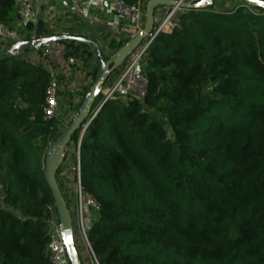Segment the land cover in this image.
<instances>
[{
    "label": "trees",
    "instance_id": "1",
    "mask_svg": "<svg viewBox=\"0 0 264 264\" xmlns=\"http://www.w3.org/2000/svg\"><path fill=\"white\" fill-rule=\"evenodd\" d=\"M240 2L178 12V26L146 54L144 100L118 94L81 140V130L73 134L83 191L98 204L88 236L100 264H264V8ZM16 20L14 0H0V24ZM20 33L53 37L42 21ZM130 39L100 53L107 59ZM75 40L56 36L65 58L101 60ZM35 47L0 60V264H52L57 209L45 161L71 121L66 109L44 119L51 73L38 47L40 60L29 57ZM100 68L77 104L60 92L73 116Z\"/></svg>",
    "mask_w": 264,
    "mask_h": 264
},
{
    "label": "crops",
    "instance_id": "2",
    "mask_svg": "<svg viewBox=\"0 0 264 264\" xmlns=\"http://www.w3.org/2000/svg\"><path fill=\"white\" fill-rule=\"evenodd\" d=\"M35 9L34 22L42 21L49 29L54 40L60 34L75 35L80 41H86L91 47H107L110 42L118 41L122 37H130L127 31L116 24V18L112 12L110 0H33ZM164 7L158 8V12ZM156 11V16H157ZM157 19V17H156ZM19 22L16 20L14 26L6 27L0 24V55L12 49L18 41L14 38L16 26ZM38 47V46H36ZM29 52V57L34 61L40 60L38 51ZM48 50L49 55L45 61L50 62L53 68L59 74L62 83V93H71L74 98L81 97L84 88L91 82V72L97 63V59L92 57L86 59L65 58L63 49L60 45L43 46L39 50ZM96 49V48H95ZM42 59V57H41ZM101 61V60H100ZM117 76L112 73L107 81L110 83ZM107 87V86H105ZM78 148L73 154H67L66 160L61 166L58 174V181L64 197L70 209L74 225L75 240L83 264H91V257L86 249L78 228V204L76 197V185L78 183L76 166V156ZM68 152V150H67ZM82 216L87 230L97 219V213L87 203L82 208Z\"/></svg>",
    "mask_w": 264,
    "mask_h": 264
},
{
    "label": "built area",
    "instance_id": "3",
    "mask_svg": "<svg viewBox=\"0 0 264 264\" xmlns=\"http://www.w3.org/2000/svg\"><path fill=\"white\" fill-rule=\"evenodd\" d=\"M149 0H138L134 4H129L124 0H110L112 12L116 18V24L122 27L124 31L126 30L130 38H133L136 34L141 32L144 28L146 6ZM199 0H177V3L173 7H164V10L155 11L156 24L153 31L147 36L146 39L139 45V47L133 52V54L123 63V65L116 71L117 76L110 83L109 86L103 88L102 93L104 99L95 112L91 115L90 119L83 126L82 132L87 128L90 121L97 115L104 102L115 98L116 95L121 94L125 99H136L143 101L146 97L148 90V77L144 72V60L148 49L160 33L169 34L178 26L177 13L184 10L183 4L185 2ZM16 14L18 17L19 24L16 26V31L14 38L16 41H21L22 36L20 35V30L25 27V25L34 21L35 19V9L33 0H14ZM42 47L43 46H53L59 45V43L54 40L53 42L44 43L43 39L37 41ZM39 45V46H40ZM43 57L47 58L49 55L48 50H42ZM48 62V61H47ZM49 71L51 73V84L47 89V103L44 108V119L52 120L54 118L60 117L63 112H61L62 107L67 110V113L63 117L64 124L69 123L73 118L72 109L69 107L68 101L62 92V83L59 74L53 68V65L48 62ZM73 103L77 104L81 97L74 98L72 96ZM63 109V111H64ZM79 146L78 151L79 155ZM80 165L77 170L78 183H77V204H78V228L80 235L82 237L83 243L88 250L91 257V264H100L93 246L92 242L88 236V230L85 226V222L82 216V208L84 203H87L91 208H97L98 204L95 199L83 191L80 177ZM46 253L49 255L52 264H71L69 259L67 248L61 235V228L57 213H53L49 224V242L47 244Z\"/></svg>",
    "mask_w": 264,
    "mask_h": 264
},
{
    "label": "water",
    "instance_id": "4",
    "mask_svg": "<svg viewBox=\"0 0 264 264\" xmlns=\"http://www.w3.org/2000/svg\"><path fill=\"white\" fill-rule=\"evenodd\" d=\"M252 7L264 8V0H239ZM214 0H201L194 2H185L183 8L185 9H200L205 6L211 5ZM177 3V0H149L146 6L144 28L141 32L131 38L123 47L115 51L109 58H105L95 46L96 51L101 59V68L96 75L88 93L86 94L83 103L79 109V112L73 116L71 122L64 128L59 137L50 145L45 161V178L52 191L55 199V206L57 209V215L61 228V235L67 248V253L71 264H83L75 240L74 233V221L68 207L67 201L61 190L58 181V171L64 163L68 146L71 142L73 134L81 130L80 140L83 138L85 130L82 132L83 123L88 119L92 106L102 92L110 75L117 71L123 63L133 54V52L139 47L144 39L153 31L156 19L155 10L158 7H173ZM54 38H46L44 43L53 42ZM36 40H21L14 44L11 50L0 55L1 59H6L16 55H24L25 49L30 46H35ZM39 44V43H38ZM42 44V43H40ZM39 44V45H40ZM106 102L102 104L105 105ZM80 181V177H79Z\"/></svg>",
    "mask_w": 264,
    "mask_h": 264
},
{
    "label": "rangeland",
    "instance_id": "5",
    "mask_svg": "<svg viewBox=\"0 0 264 264\" xmlns=\"http://www.w3.org/2000/svg\"><path fill=\"white\" fill-rule=\"evenodd\" d=\"M240 3L241 2L239 0H219V3L217 4V9L218 10H226V9H228L230 7L238 6ZM24 28H22V29H24ZM20 35H21V33H20ZM36 46H38V48H42L41 45L39 46L38 42L36 43ZM99 50H101V51H103V52H105L107 54H110L108 46L107 47H103V48H99ZM101 64H102L101 61L97 60V63L95 64V66L96 67L99 66V65L101 66ZM114 73H116V71ZM109 85H110V82L107 81L105 86H109ZM63 109H64V106L62 107L61 112H63ZM73 109H75V107H73ZM76 147H77V145L74 142L69 144L68 149H67L68 152H66V153L68 154L70 152V154H73ZM78 161H79V159H78ZM76 189H77V185H76ZM76 194H77V192H76ZM76 197H77V195H76ZM74 228H76V225H74Z\"/></svg>",
    "mask_w": 264,
    "mask_h": 264
},
{
    "label": "snow or ice",
    "instance_id": "6",
    "mask_svg": "<svg viewBox=\"0 0 264 264\" xmlns=\"http://www.w3.org/2000/svg\"><path fill=\"white\" fill-rule=\"evenodd\" d=\"M204 2V0H201V3H203Z\"/></svg>",
    "mask_w": 264,
    "mask_h": 264
}]
</instances>
